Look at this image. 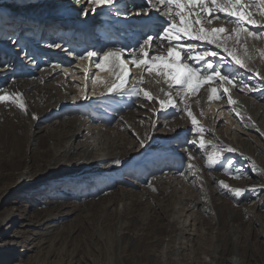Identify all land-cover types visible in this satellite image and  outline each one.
<instances>
[{"label": "rangeland", "instance_id": "rangeland-1", "mask_svg": "<svg viewBox=\"0 0 264 264\" xmlns=\"http://www.w3.org/2000/svg\"><path fill=\"white\" fill-rule=\"evenodd\" d=\"M62 1L0 0V30L14 38L11 44L0 38V95L18 92L26 105L21 109L12 100L0 102V219L11 210L22 221L10 229L17 238L6 249L5 258L26 245L28 251L21 264H224L232 254L240 264H264V132L241 122L239 105L227 101L234 93L240 103L250 101L245 106L252 115L261 112L254 104L264 107L259 61L255 57L248 60L253 72L233 68L238 81L255 90L260 88V93L241 91L240 84H225L229 92L220 96L222 102L203 103L200 114L194 110L198 125H193L188 108L198 94L171 98L176 107L161 111L158 101L170 98L166 90L171 92V81L129 63L132 75L126 88L138 86L150 92L134 80L141 70L144 83L156 91L152 95L156 100L148 102L126 92L109 93L114 71L97 69L95 58H78L80 49H95L102 55L119 48L118 37L128 43L135 39L129 46L133 50L146 34L156 35L155 28L125 23L135 16L136 7L130 3L134 0H127L122 7L116 5L114 11L103 13L100 9L87 15L81 14V9H91L86 0L67 8L62 7ZM154 6L157 15L166 20L163 14L167 9L161 6L157 11V4ZM142 7L150 6L143 3L139 9ZM66 10L71 14L64 15ZM7 21L14 22V27L7 29L2 24ZM82 24H91V30L82 29ZM42 28L51 31V38L43 37ZM259 40L264 42V37ZM55 44L64 47L53 48ZM260 45L249 47L258 53ZM166 53L167 44L154 43L150 49V55ZM124 57L130 60L129 55ZM206 84L211 83L201 88ZM69 86L75 91H66ZM214 110V120L207 124ZM258 120L264 124V112ZM79 123L86 125L88 134L83 135L87 138L96 128L106 140L108 156L122 154L120 163L112 168L97 167L86 180L75 182L57 174L54 177L58 181L52 184L38 186L39 178H35L17 190L20 170L27 165L34 176L52 172L44 168L47 160L33 165L30 151L47 146L46 134L54 131L64 137ZM214 125L223 129L225 138ZM199 128L204 129L202 134ZM201 138L205 141L203 149L199 148ZM71 141L75 148L84 140L74 137ZM13 143H19V151L11 146ZM99 146L101 149V142ZM221 147L235 151L220 152L209 163L207 157ZM79 155L72 154L70 163ZM39 165L44 169H38ZM237 174L241 178H236ZM220 181L229 188L223 189ZM231 189L245 191L236 196ZM233 246L235 253H231Z\"/></svg>", "mask_w": 264, "mask_h": 264}, {"label": "snow or ice", "instance_id": "snow-or-ice-1", "mask_svg": "<svg viewBox=\"0 0 264 264\" xmlns=\"http://www.w3.org/2000/svg\"><path fill=\"white\" fill-rule=\"evenodd\" d=\"M74 2L79 3L80 0H74ZM86 3L93 7L91 9H81V14L83 15H87L89 11L95 12L97 8L106 7L113 9L118 0H86ZM159 4L164 5L167 9L163 14L167 17L166 20L162 19L158 13L156 21L153 22L149 8L142 7L136 13L137 16L143 15L147 17L143 21L144 27L149 28V30L155 28L156 35L146 34L137 47L129 53L130 60L124 57L123 49L119 48L104 51L102 55L95 51H86L78 55L80 60L87 59L91 61L95 58L97 61L95 67L99 70L103 71L107 70L109 66L112 67L117 75L118 82L113 83L107 88L109 93L120 92L123 95L126 92L129 96L134 95L148 102L156 100L149 91L138 86H133L131 89L126 88V84L130 78L129 63L136 68H142L143 71L150 74L155 73L157 76H162L166 81H171L182 90L185 96L190 92L195 94L203 84L209 82L220 83L222 87L224 84L232 85L233 87L240 84L241 91L244 89H248V91L253 90L249 85L238 81L232 73L225 72L224 68L231 66L253 72V69L248 64L247 48H244V54L241 55L236 48L229 47L228 42L229 40H234L239 45L244 33L249 37L257 39L264 37V25L258 24L253 18V13L249 11V8L254 5L259 14L264 17V0H250L249 5L242 3V0H224L223 3L220 0H159ZM209 4H211V7ZM217 14H223L229 22L235 23L236 27L231 30L234 36H222L227 31L223 27L206 29L203 26L205 23H212L210 17L219 19L220 16ZM247 25H251L252 30H249ZM185 38L188 41H199L201 44L214 46V48H201L197 44L182 43ZM154 43H159L161 46L167 44L166 55H150V49ZM54 47L60 48L62 46L55 44ZM214 49L222 50L225 55H221L220 51ZM71 54L70 52L69 55ZM255 74L259 75L258 73ZM260 79L264 80V77H260ZM228 92L229 88L223 87V92L218 95V88L211 87L209 100L219 99L221 95ZM8 100L17 103L21 109H26V105L22 100V94L17 92L12 95H0V102ZM227 101L229 104L236 103L230 95L227 97ZM158 103L161 111L168 107H176L171 98L159 100ZM188 116L191 117L193 125H198L197 119L191 111H188ZM36 118L33 115V119ZM198 130L201 134L204 132L203 128H199ZM139 143L141 147L144 146L142 140ZM188 143L195 145L196 141H188ZM204 147L205 141L201 138L199 148L203 149ZM212 147L215 149L216 145H212ZM234 151L235 149L230 147H221L219 151H213L207 157V160L210 163L214 158L219 157L220 152ZM191 159L192 157L189 156V160ZM116 163L119 164L120 161L117 160ZM188 167L191 169L192 165L189 164ZM184 174L181 173V175ZM236 178L241 177L237 174ZM219 184L223 189L229 188L223 181H220ZM230 191L234 195L239 196L245 190L231 189Z\"/></svg>", "mask_w": 264, "mask_h": 264}, {"label": "bare ground", "instance_id": "bare-ground-1", "mask_svg": "<svg viewBox=\"0 0 264 264\" xmlns=\"http://www.w3.org/2000/svg\"><path fill=\"white\" fill-rule=\"evenodd\" d=\"M80 2H81V0H80ZM79 3H75L74 0H63L62 1V7L67 8V7H69L70 4H79ZM127 3H128L127 0L126 1L125 0H118V3L116 5L122 7V6L127 5ZM130 3L136 7V10L133 8L135 16L133 15V16L129 17L125 23L126 24L132 23V24L136 25L137 28L143 26L144 20L139 19V16L136 15V13L138 11H140L139 8L142 6L143 3L146 4L147 6H153V5L157 4V11H158V7L164 6V5L159 4V0H143V2H141V3H138L137 0H134V1H131ZM249 4H250V0H247L246 5H249ZM92 7L93 6L90 5V8H92ZM147 8L150 9V13L152 15L153 20L157 19L156 17L158 15H157L156 11H154L152 7H147ZM98 10L103 11V13H105L108 10V8H106V7L97 8L96 11H98ZM109 10L114 11V9L113 10L109 9ZM100 11H98V12H100ZM249 11H251L253 13V18L257 21L258 24L264 25V17H262L259 14L256 6H254V5L251 6L249 8ZM66 12L67 13L64 14L66 16L71 14V12H69L67 10H66ZM165 12H166V10H165ZM73 15H75V14H73ZM217 15L224 16L223 14H217ZM140 16H143V15H140ZM24 17H26V16H24ZM98 17H99V15H98ZM134 17H135V19H134ZM160 17H163V16L160 15ZM52 19H54V18H52ZM226 19L227 18H225V17H224V19H220V18L217 19V18L213 17L212 23L209 26H206L205 28L211 29V28L223 27L227 31H226V33L222 34V36H224V35H233L234 36V34L232 33L231 30L233 28H235L236 25L228 26L227 24L229 22L226 24ZM2 24L3 25L5 24V27H8L7 29H9V28H13L15 23L12 21L11 22L7 21V22L2 23ZM83 27L86 30H88V29L91 30V24L87 27H85V24H82L81 28L83 29ZM247 27L250 30H252L251 25H249ZM24 29L26 30V29H30V28H24ZM41 30L44 31V33H42L43 37L45 35H47L49 38H51L49 36V32H51V31L44 30L43 28ZM135 30H137V29H135ZM135 30H133V32ZM2 31H4V30H2ZM2 31L0 30V38L4 37L5 41L8 40L11 44L12 41L14 40V38L11 37L10 35H4L6 33H3ZM58 31H60V29ZM1 35H4V36H1ZM137 38H139V37H137ZM36 39H37V37H34V40L33 39L32 40L36 41ZM259 39L254 38V37H249V36H247L246 33H244V34H242L241 43L239 45H237L234 42V40H229L228 46L229 47H235L237 49L238 53L241 55L244 54V48L246 47L247 48V56L249 57V59H253V57H255L256 61H259L260 64L258 65V68H259L262 76H264V42H263V40L261 41ZM32 40H30V41H32ZM129 41H131V42L128 43V42L122 41L121 37H118V39H116V45L120 49H123L124 55H129V53L132 51V48H129V46L133 43V41H135V39H133V40L129 39ZM183 41H188V40H183ZM191 42H194L197 45L201 44V42H199V41H191ZM16 43H17V41L15 42V44ZM45 43L48 44L47 47H51V42L46 41ZM258 43L262 44V45H260V47H258V49H260V52L256 53V50L254 48L249 47V46L250 45L253 46V45L258 44ZM0 44H3L2 41H0ZM200 46H201V48H204V47H213L214 48V46L207 45V44H201ZM14 47H15V45L13 46V48ZM62 47H64V45H62ZM13 48H12V50H13ZM40 48L47 50V48L43 47L42 45ZM53 48H54V46H53ZM216 50L220 51L221 55H225V53L222 50H218V49H216ZM86 51H95L96 52L95 49H87L85 51L80 49L79 54H83ZM28 53H29V50L27 51V54ZM31 55H34V53L32 52ZM108 68L112 69L111 66H109ZM224 71L232 73L235 76L238 75L235 68H233L231 66L225 67ZM140 74H141V70H139L138 74L136 75V78L134 79V80H136V83H138V85H139V83L144 85L146 87V89L150 90L151 95L155 96V94H157V93H156V91L155 92L152 91L154 88L153 87H152L153 89L150 88L151 86L147 87V85L144 83L145 79ZM130 75H132V74H130ZM113 76H114V78L113 77L112 78L114 79V83L118 82L117 81V75L115 72L113 73ZM69 82L70 81L67 80V83H69ZM209 83H211V82H209ZM262 86H264V84ZM175 87H178V86L173 84V88H171V92H169L170 89L166 90L167 87H165L164 89L169 93L170 98H173L174 100H175V98L181 99L183 97L182 96L183 93H181V90L179 88L176 90ZM211 87L218 88V95H220L221 94V88L225 87V84L222 87L220 83H218V84L211 83V84H206V86H204L203 88H200L201 90H199L198 92H196L194 94V95H196V94H198V95H196L194 97V99H192L188 110L191 109L192 113L194 110H197L198 114H200L201 111H203L200 109L201 105L207 101H210L209 95H210ZM64 88L66 89V87H64ZM259 89L260 88H258L256 90L253 89L250 92L260 93ZM66 91H75V89L69 86L66 89ZM63 95L64 94L60 95L61 99H63ZM231 98L234 101H236V103L239 105L238 106V109L240 112L239 113V120L241 122L247 124V126L252 128V129L258 128V129L263 130V132H264V124H263V122H259V120H258V118L261 116V113L264 112V107L253 102L257 106L256 107L257 111L261 108V112H256L255 114L252 115V113L249 112L248 108L245 106L246 102H250L248 99H244L243 100L244 104H243V103H240L239 99L237 100V95H235L234 93H232ZM213 101L222 102L220 100V98L219 99H213ZM214 113H215V110H214V112H212L211 114L208 115L207 124L211 123L212 119L214 118ZM258 114H259V116H258ZM262 119H263V117H262ZM219 124H220V122H217V125H219ZM85 126L86 125L84 123H79L78 127L75 129V131L72 134L64 136V137H66L65 143L62 141L64 137L61 135L55 134L54 131H52L49 134H46V140L48 141L47 146L42 147V148H38V149H32L30 151V153H31L30 155L32 156L31 160H32L33 165H38L37 161H39V160H41V161L47 160L46 164L44 163L45 164L44 168L47 169L49 167V169L52 170V172L51 173L48 172L47 174H41L42 176H34V174H32V172L29 170L30 165H27L26 166L27 168L25 167V168H22L20 170L19 179L15 183V187L17 188V190L22 189L26 185L32 183L35 178H39L38 182L36 183V185H38V186L49 185V184H52L53 182L58 181V178L54 177V175H57V174H59V175L62 174L67 180L71 179V180L77 182L80 179H84V180L88 179V177L92 173H94V170L97 167H101V166L102 167L106 166L108 168H112L113 166L116 167V161L120 160V156L122 154H119V152H117V154H115L114 156H108V152L105 149L106 140L105 139H104V141L102 140L103 138H102V136H100L98 134V132L96 131V128L93 129L91 137L87 138V136L83 135V134H88L86 131L87 128ZM215 129H216V132L219 134L220 137L225 138V134H223V132H222L223 129H221V127L219 128L218 126L214 125V130ZM102 131H100V132H102ZM109 131H111V130L109 129L106 132H109ZM106 132H103V133H106ZM96 135H97V137H96ZM74 137L75 138L82 137V139L84 140L83 144L79 147L74 148L72 145V141H71V139ZM104 137H106V136H104ZM18 142H19V140H18ZM100 142L102 144L101 149L99 146ZM18 144L19 143H13V144H11V146H13V148L16 151H19L20 149H19ZM78 152H80V155L75 158V162L70 163V156L72 154H77ZM44 168L41 167L40 165L38 167V169H44ZM14 192H16V191H14ZM12 194H10V195H12ZM24 218H22V220ZM20 219L21 218L17 217V215L11 210H9L8 213L0 219V264H21V262L25 259L26 253L28 251V248L26 247V245H23V247H20V250H18L16 253H13L9 257L5 258L6 253H7L6 249L9 248L12 244H14L16 241V238H17L16 233L15 232H14L15 234L11 233L10 229L13 227V225H16V223L19 222ZM47 219H51V216L48 215ZM20 222H22V221H20ZM236 250L237 249L235 248V246H233L231 253H235ZM161 264H165L164 261H162ZM172 264H178V263L173 262ZM224 264H240V262H239L238 258L235 256V254H232L229 258H227L224 261Z\"/></svg>", "mask_w": 264, "mask_h": 264}]
</instances>
